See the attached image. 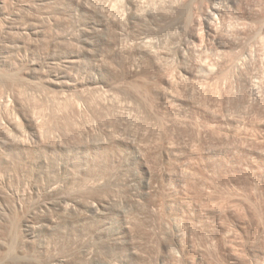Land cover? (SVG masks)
<instances>
[{
    "label": "rangeland",
    "instance_id": "374dc122",
    "mask_svg": "<svg viewBox=\"0 0 264 264\" xmlns=\"http://www.w3.org/2000/svg\"><path fill=\"white\" fill-rule=\"evenodd\" d=\"M0 127V264H264V0H0Z\"/></svg>",
    "mask_w": 264,
    "mask_h": 264
},
{
    "label": "bare ground",
    "instance_id": "6f19581e",
    "mask_svg": "<svg viewBox=\"0 0 264 264\" xmlns=\"http://www.w3.org/2000/svg\"><path fill=\"white\" fill-rule=\"evenodd\" d=\"M0 128H1V127H0ZM53 184H54V183H53ZM53 184L50 185V187L52 186V187L50 188V189H52L51 191H54V189H55V187H56V186L54 187ZM55 185H56V184H55ZM55 190H56V189H55ZM35 214H36V215H40V216L42 215V210L40 209V207H35Z\"/></svg>",
    "mask_w": 264,
    "mask_h": 264
}]
</instances>
